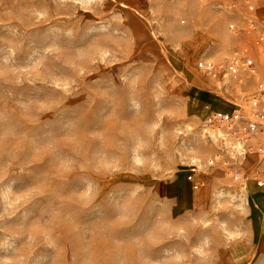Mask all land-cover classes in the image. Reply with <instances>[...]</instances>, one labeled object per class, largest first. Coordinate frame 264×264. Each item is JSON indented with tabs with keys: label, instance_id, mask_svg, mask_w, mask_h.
Returning <instances> with one entry per match:
<instances>
[{
	"label": "rangeland",
	"instance_id": "374dc122",
	"mask_svg": "<svg viewBox=\"0 0 264 264\" xmlns=\"http://www.w3.org/2000/svg\"><path fill=\"white\" fill-rule=\"evenodd\" d=\"M262 33L264 0H0V264H225L264 170L196 100L246 104Z\"/></svg>",
	"mask_w": 264,
	"mask_h": 264
},
{
	"label": "crops",
	"instance_id": "0c3cea01",
	"mask_svg": "<svg viewBox=\"0 0 264 264\" xmlns=\"http://www.w3.org/2000/svg\"><path fill=\"white\" fill-rule=\"evenodd\" d=\"M197 89L211 93V90L199 86ZM213 97V98H211ZM204 105L211 113L216 115H228L234 108V104L225 103L207 94L206 98L196 100ZM248 187V212L245 231L240 239L233 241L227 248L225 264H264V187L252 178L245 184ZM173 186H170L171 190ZM176 189V187H174ZM169 192V191H168ZM173 195V193H168ZM179 196V193H176ZM183 194L179 198L183 202Z\"/></svg>",
	"mask_w": 264,
	"mask_h": 264
},
{
	"label": "built area",
	"instance_id": "2783aa9c",
	"mask_svg": "<svg viewBox=\"0 0 264 264\" xmlns=\"http://www.w3.org/2000/svg\"><path fill=\"white\" fill-rule=\"evenodd\" d=\"M261 38L264 37L261 36ZM202 66L206 70L212 69L211 64L204 63ZM212 115L218 121L226 124L225 137L232 138V145L228 153H235V156L242 155L244 159H246L245 155L249 157V155L255 154L259 160L258 166L264 170V81L248 97L245 105L234 104L233 110L228 115ZM212 162L213 159L210 160V163ZM253 178L260 187H264V172L253 176Z\"/></svg>",
	"mask_w": 264,
	"mask_h": 264
}]
</instances>
